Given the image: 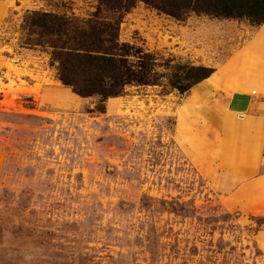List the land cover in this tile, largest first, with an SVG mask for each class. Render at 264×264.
Masks as SVG:
<instances>
[{"label": "rangeland", "instance_id": "374dc122", "mask_svg": "<svg viewBox=\"0 0 264 264\" xmlns=\"http://www.w3.org/2000/svg\"><path fill=\"white\" fill-rule=\"evenodd\" d=\"M98 3L0 0V264H264V205L227 209L175 138L187 92L162 77L126 86L99 112L98 97L57 78L32 21L88 18ZM258 26L177 20L136 1L118 34L170 77L185 71L175 64L215 70ZM240 73L231 69L235 84Z\"/></svg>", "mask_w": 264, "mask_h": 264}, {"label": "crops", "instance_id": "0c3cea01", "mask_svg": "<svg viewBox=\"0 0 264 264\" xmlns=\"http://www.w3.org/2000/svg\"><path fill=\"white\" fill-rule=\"evenodd\" d=\"M233 67L241 72L238 84ZM173 114L175 138L225 207L264 205V22L184 94Z\"/></svg>", "mask_w": 264, "mask_h": 264}, {"label": "trees", "instance_id": "16d2710c", "mask_svg": "<svg viewBox=\"0 0 264 264\" xmlns=\"http://www.w3.org/2000/svg\"><path fill=\"white\" fill-rule=\"evenodd\" d=\"M136 1L177 20L204 14L247 19L256 26L264 22V0H99L88 18L37 13L31 24L38 31L37 43L51 48V58L57 62V78L81 97H98L99 112H104L108 98L122 95L128 85H161V78L166 77L171 87L184 93L214 71L205 66L175 64L170 68L185 71L168 77L157 70L154 54L121 41L119 25ZM192 70L197 71L195 77L188 75Z\"/></svg>", "mask_w": 264, "mask_h": 264}]
</instances>
